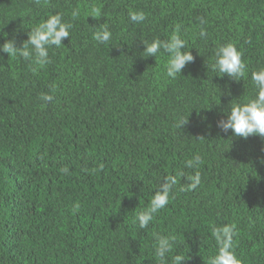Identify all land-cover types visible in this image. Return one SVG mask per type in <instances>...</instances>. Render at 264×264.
<instances>
[{
	"label": "trees",
	"instance_id": "trees-1",
	"mask_svg": "<svg viewBox=\"0 0 264 264\" xmlns=\"http://www.w3.org/2000/svg\"><path fill=\"white\" fill-rule=\"evenodd\" d=\"M56 13L72 27L48 64L0 52V264H159L156 236L176 238L166 264H208L213 229L226 225L241 264H264V138L216 127L256 97L264 0H0V45L21 47ZM104 25L111 39L99 44ZM177 26L194 61L172 80L167 54L147 57L143 44ZM228 43L247 64L239 81L212 70ZM169 176V203L140 228L136 215Z\"/></svg>",
	"mask_w": 264,
	"mask_h": 264
},
{
	"label": "clouds",
	"instance_id": "clouds-1",
	"mask_svg": "<svg viewBox=\"0 0 264 264\" xmlns=\"http://www.w3.org/2000/svg\"><path fill=\"white\" fill-rule=\"evenodd\" d=\"M99 9H93V15L100 16ZM78 12H73L75 18ZM146 14L142 11L129 12V19L133 23H142L146 20ZM71 24L64 22L59 13L50 15L47 20L41 22L31 29L27 34L28 39L21 47L16 46L15 39L7 40L0 45V52L7 54L8 57L22 56L26 60H31L35 56L34 63L43 67L48 64V48L51 46L60 47L62 40L68 38ZM200 35L203 37L206 32L201 29ZM6 37V34H5ZM93 39L99 44H106L111 39V32L107 25L102 26L94 32ZM144 51L147 57H154L167 54L168 59L165 65L166 76L175 80L182 76V70L186 65L194 61L191 51L187 48L186 41L179 35V26L167 40L155 39L151 43H145ZM243 53L237 50L235 44L228 43L219 46L214 53V63L212 70L217 72L219 77L225 75L230 80L239 81L246 78L248 74L247 64L242 59ZM251 80L254 83L257 94L255 99L249 100L245 104H234L226 114V118L217 121L216 127L223 133L231 132L233 136L247 139L250 136L264 138V68L253 71ZM227 95H231L230 90ZM41 99L45 102L53 100L51 95L44 94ZM188 123V118H181L177 122V127L184 128ZM264 163V160L261 161ZM202 163L199 156L188 160L185 166L192 168ZM176 184L174 177H167L155 192L150 202V209L142 211L136 215V221L140 228H146L154 218V214L165 208L169 203V195L173 185ZM200 184V176L196 174L191 178V183L182 190L190 191ZM78 209V205L76 206ZM235 225H226L214 228L212 235L217 242V253L208 260V264H241L234 251L233 236L235 235ZM155 255L159 264H166V257L172 253L176 238L174 236H156ZM186 261L183 255L172 257V264H183Z\"/></svg>",
	"mask_w": 264,
	"mask_h": 264
}]
</instances>
